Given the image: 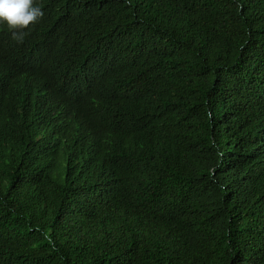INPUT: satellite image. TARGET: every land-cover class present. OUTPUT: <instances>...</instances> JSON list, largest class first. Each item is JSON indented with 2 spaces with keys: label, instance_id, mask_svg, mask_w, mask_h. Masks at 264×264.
I'll return each mask as SVG.
<instances>
[{
  "label": "trees",
  "instance_id": "trees-1",
  "mask_svg": "<svg viewBox=\"0 0 264 264\" xmlns=\"http://www.w3.org/2000/svg\"><path fill=\"white\" fill-rule=\"evenodd\" d=\"M0 23V264H264V0H34Z\"/></svg>",
  "mask_w": 264,
  "mask_h": 264
},
{
  "label": "clouds",
  "instance_id": "clouds-1",
  "mask_svg": "<svg viewBox=\"0 0 264 264\" xmlns=\"http://www.w3.org/2000/svg\"><path fill=\"white\" fill-rule=\"evenodd\" d=\"M42 15L34 0H0V23L9 27L13 39L18 42L23 40V29L37 22Z\"/></svg>",
  "mask_w": 264,
  "mask_h": 264
}]
</instances>
